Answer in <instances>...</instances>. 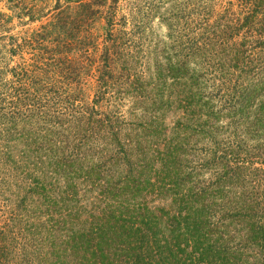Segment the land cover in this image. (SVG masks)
<instances>
[{
  "label": "trees",
  "instance_id": "trees-1",
  "mask_svg": "<svg viewBox=\"0 0 264 264\" xmlns=\"http://www.w3.org/2000/svg\"><path fill=\"white\" fill-rule=\"evenodd\" d=\"M8 2L40 26L0 14V264H264V0L179 10L161 56L120 0Z\"/></svg>",
  "mask_w": 264,
  "mask_h": 264
},
{
  "label": "rangeland",
  "instance_id": "rangeland-1",
  "mask_svg": "<svg viewBox=\"0 0 264 264\" xmlns=\"http://www.w3.org/2000/svg\"><path fill=\"white\" fill-rule=\"evenodd\" d=\"M229 1L230 0H120L118 21L122 19L127 30H134L131 32L132 37L139 40L138 44H141V49L144 53L152 52L161 56L160 53L163 54V49L165 47V44L163 46L162 44L165 43V41L167 43L168 25L171 23L173 15L181 14L179 10L186 8L187 12L191 11L192 15L196 12V21H199L201 16L208 15L211 11L215 13L227 8ZM54 6L55 2H52L51 9ZM0 14L13 16L14 19L10 25L13 30L10 35H16V37L23 36L25 33H31L40 26V23H29L28 18H23L22 20L17 18L18 12L12 9V4H10L8 0H0ZM173 24H175V22ZM180 25L181 26H178L179 29L182 28V26L184 27L185 23L182 21ZM2 36V31H0V82L2 81L0 85L6 80V68H12L20 61L19 58L12 59L10 57L9 48L7 47L8 41L4 38L2 39ZM4 36H6V34ZM143 44H145V47ZM164 54L168 55L166 49ZM151 57H153V55ZM84 88V100L86 103H91L95 97V84L89 83L85 85ZM117 92L119 93V90H117ZM121 92L123 93L120 94L122 110L123 112H131L134 108L133 105L135 101L132 99L131 95H128L122 90ZM114 94L115 92L107 96V103L112 104L113 101L118 100V96ZM173 120L174 115L170 114L167 116L166 123L170 124Z\"/></svg>",
  "mask_w": 264,
  "mask_h": 264
}]
</instances>
